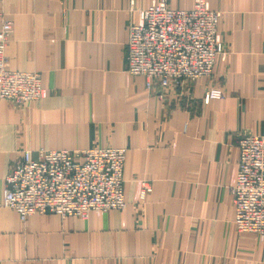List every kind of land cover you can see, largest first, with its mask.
I'll use <instances>...</instances> for the list:
<instances>
[{
  "label": "crops",
  "instance_id": "0c3cea01",
  "mask_svg": "<svg viewBox=\"0 0 264 264\" xmlns=\"http://www.w3.org/2000/svg\"><path fill=\"white\" fill-rule=\"evenodd\" d=\"M157 2L0 0L9 67L40 72L46 89L25 106L0 99V264H264V237L235 227L232 193L238 137L264 134V0H208L223 13L212 75L148 89L127 72L126 47ZM211 87L224 96L205 104ZM106 146L128 149L124 209L21 221L2 205L21 151Z\"/></svg>",
  "mask_w": 264,
  "mask_h": 264
},
{
  "label": "built area",
  "instance_id": "2783aa9c",
  "mask_svg": "<svg viewBox=\"0 0 264 264\" xmlns=\"http://www.w3.org/2000/svg\"><path fill=\"white\" fill-rule=\"evenodd\" d=\"M172 0H158L138 12L129 27L126 70L142 76L146 87L166 89L187 81L210 77L224 43L218 34L222 11L212 10L208 0H193L190 9L171 6ZM12 21L0 28V99L25 106L42 98L46 89L37 71L9 67L6 56L13 36ZM224 96L211 87L204 103ZM237 179L232 187L235 227L239 233L264 237V134L243 133L238 137ZM125 147L31 149L21 151L4 182L2 205L11 208L21 221L40 213L62 217H87L89 212L122 210ZM148 180L141 182L140 199L151 192Z\"/></svg>",
  "mask_w": 264,
  "mask_h": 264
},
{
  "label": "rangeland",
  "instance_id": "374dc122",
  "mask_svg": "<svg viewBox=\"0 0 264 264\" xmlns=\"http://www.w3.org/2000/svg\"><path fill=\"white\" fill-rule=\"evenodd\" d=\"M207 92V91H206Z\"/></svg>",
  "mask_w": 264,
  "mask_h": 264
}]
</instances>
